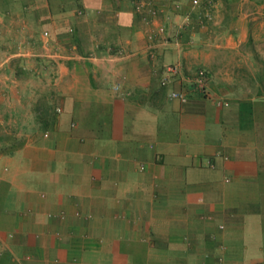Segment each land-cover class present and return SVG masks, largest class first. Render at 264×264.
Masks as SVG:
<instances>
[{
  "label": "crops",
  "instance_id": "0c3cea01",
  "mask_svg": "<svg viewBox=\"0 0 264 264\" xmlns=\"http://www.w3.org/2000/svg\"><path fill=\"white\" fill-rule=\"evenodd\" d=\"M152 1L179 49L149 54L133 0H43L66 55L43 58V100L60 108L43 131V264L264 260V0H212L209 21L206 2ZM40 34L41 0H0V134L19 141L0 153V264H41V60L17 54L39 51ZM107 46L130 55L104 59ZM171 62L203 70L207 93L161 83Z\"/></svg>",
  "mask_w": 264,
  "mask_h": 264
},
{
  "label": "built area",
  "instance_id": "2783aa9c",
  "mask_svg": "<svg viewBox=\"0 0 264 264\" xmlns=\"http://www.w3.org/2000/svg\"><path fill=\"white\" fill-rule=\"evenodd\" d=\"M81 1V0H76ZM202 2L207 3V10L204 12V18L205 21L211 20V12L209 5L212 3V0H189V7L191 11L198 7ZM133 8L136 13L139 14L142 22L146 25V32L145 37L147 40V47L149 49V54L151 56L154 55V49L156 44H162V45H173L174 48L179 49L181 47V42L178 39V36L170 37L168 34L166 27L163 22L159 20V11L160 9L157 7V5L152 0H133ZM190 10L183 14L181 20L178 23L179 29L188 27L191 25V12ZM75 13L77 15L86 16L88 14V10L79 5L75 9ZM202 19H200V23L204 24ZM68 31L72 32L73 28L70 26L68 27ZM41 35V34H40ZM41 39V38H40ZM189 42H192V39L189 40ZM105 54L103 55L104 59L108 60H116L124 57L125 55H130L129 53H125L121 48L119 47H111L107 46L105 50ZM17 54L21 56H34V57H40L41 58V48L39 51L35 53L29 54L27 51L18 50ZM66 55H62L59 50L51 48L50 44V32L47 29H43V58L49 59L51 61H59L60 59L64 58ZM67 56L70 57H79V58H90L94 55L89 54L88 56L79 55L78 53L72 52L69 53ZM179 77L181 81L190 84L191 89L200 95H204L207 93L206 91V76L204 74L203 70L197 69L195 73L191 76L184 75L181 70V66L178 62H171L167 63L163 67V75L161 78V83L167 82L171 77ZM114 90L119 89V84L116 83L112 86ZM169 96L172 98H177L181 102H184L187 100V93L186 91H176L172 90L169 93ZM56 112L60 111L59 107H56ZM143 166L140 165V169H142Z\"/></svg>",
  "mask_w": 264,
  "mask_h": 264
},
{
  "label": "trees",
  "instance_id": "16d2710c",
  "mask_svg": "<svg viewBox=\"0 0 264 264\" xmlns=\"http://www.w3.org/2000/svg\"><path fill=\"white\" fill-rule=\"evenodd\" d=\"M36 60L40 61V57L35 58ZM17 65L15 66V73L22 75L26 73L23 69V64H20V60L17 61ZM20 64V66L18 65ZM28 73V71H27ZM32 113H33V120L35 122V128L41 130V100L36 99L31 103ZM55 107L51 101L43 100V131L52 127L55 118ZM19 141L16 139L15 135H3L0 134V153L3 152H10L18 147ZM257 264H264V260L262 263Z\"/></svg>",
  "mask_w": 264,
  "mask_h": 264
},
{
  "label": "rangeland",
  "instance_id": "374dc122",
  "mask_svg": "<svg viewBox=\"0 0 264 264\" xmlns=\"http://www.w3.org/2000/svg\"><path fill=\"white\" fill-rule=\"evenodd\" d=\"M25 74L23 73L21 76L23 77ZM27 75H30V73L29 74H27ZM36 75H39V74H36ZM32 78H34V80L35 79H37V76H35L34 74H32ZM29 82L30 83H33L30 87L32 88V90H37L38 91V85L36 84V82L34 83L33 81L31 82V80L29 79ZM34 84H35V86H34ZM36 100V99H35ZM32 101H34V100H32ZM31 101V102H32ZM27 103V102H26ZM24 104H25V101H24ZM22 106V103L20 102V107Z\"/></svg>",
  "mask_w": 264,
  "mask_h": 264
}]
</instances>
